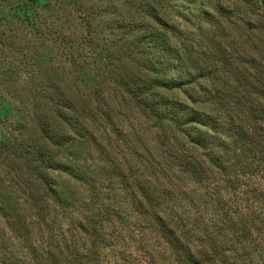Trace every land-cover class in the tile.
<instances>
[{
	"label": "rangeland",
	"instance_id": "374dc122",
	"mask_svg": "<svg viewBox=\"0 0 264 264\" xmlns=\"http://www.w3.org/2000/svg\"><path fill=\"white\" fill-rule=\"evenodd\" d=\"M244 1L0 0V264H264Z\"/></svg>",
	"mask_w": 264,
	"mask_h": 264
},
{
	"label": "trees",
	"instance_id": "16d2710c",
	"mask_svg": "<svg viewBox=\"0 0 264 264\" xmlns=\"http://www.w3.org/2000/svg\"><path fill=\"white\" fill-rule=\"evenodd\" d=\"M254 2V1H257V0H245L244 2H245V4L247 3V4H249V6H250V8H253V6L255 5H253V3L251 4V2ZM152 16V15H151ZM155 19H156V17H154ZM254 23H258V22H254ZM155 38V39H154ZM157 40H159V38L157 37V36H155V35H151V34H149V33H146V34H144L143 35V38L141 39V42L145 45V46H148V49H149V51L150 50H153L154 51V53L155 52H157L159 49H161V45L159 44V42H157ZM210 67H211V65H209ZM209 68V67H208ZM214 68H216V67H214ZM200 69H202V70H204L205 68H203V67H201ZM211 74H212V71H211V68H209L208 69V77L209 76H211ZM124 82V81H123ZM131 92V91H130ZM202 124H205V123H202ZM46 131V134H45V136L50 140V141H52V138H54V137H52V129L51 128H49V127H46V128H44V132ZM201 137V136H200ZM197 141V142H199V139H197L196 137H192V141ZM200 140H203V139H201L200 138Z\"/></svg>",
	"mask_w": 264,
	"mask_h": 264
}]
</instances>
